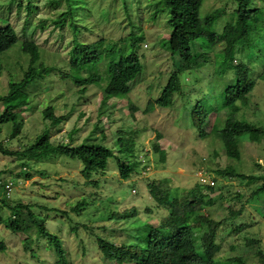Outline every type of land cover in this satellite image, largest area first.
<instances>
[{"label":"rangeland","instance_id":"374dc122","mask_svg":"<svg viewBox=\"0 0 264 264\" xmlns=\"http://www.w3.org/2000/svg\"><path fill=\"white\" fill-rule=\"evenodd\" d=\"M30 1L34 6L31 3L33 7L27 9L26 4ZM49 1L52 0H0V25L11 24L18 35L15 44L0 54V95H4L8 83L18 81L26 69L28 56L21 51L23 39L32 38L38 44V62L56 68V71L37 77L27 85L23 91L27 104L22 112L25 120L21 133L10 139L11 123L3 124L0 126V141L8 150H22L36 135L49 128V139L54 144L69 141L77 145L102 141L112 145L116 129L121 125L132 128L130 134L135 139L137 157L143 158L147 166L142 170L138 166L129 180H118L116 164L110 158L105 174L99 176V187L94 188L84 184L80 175L82 163L78 159L55 154L48 159L30 161V178H22V175L11 178L19 174L17 164L21 161L18 163L15 158L0 153V178H11L13 182L12 190L7 194L9 200L31 204L36 217L45 218L47 230L61 239L73 264H119L103 260L95 236L85 226L94 227V232L99 236L120 244L126 239L127 232L120 231L123 227H129L136 219L157 225L165 214L164 209L155 206L149 194V181L158 183L162 189L169 187L172 194L180 198L198 184L196 174L202 167L206 175L215 180V190L207 195L213 199V203L205 206L203 211L214 220L229 218L217 230V257L223 262L239 257L244 264H264V185L261 184L264 180L251 181L247 178L261 174L264 178V134L259 142L249 139L248 134L240 135L237 139L240 151L238 159L225 154L216 135V130L221 129L222 121L229 113V108L224 107L223 92L227 85L236 80L234 65L224 75L221 74L223 66L213 73L211 67L181 72V91L174 94L173 103L168 107L156 106L152 111H144L147 101L159 95L176 65L171 53L163 47L164 39L161 38L170 30L168 8L161 0H67L73 10L72 20L70 16V23L59 31L52 20L59 12L66 10V0H60L56 7ZM228 1L203 0L200 15L221 8ZM42 20H45V25L40 28ZM226 20V17L217 20L213 24L214 29L221 32ZM134 35L137 43L133 41ZM262 35L263 31L259 32V39L251 52H235L236 61L233 63H252L254 72L253 77L250 74L249 78L255 81L247 103L235 119L255 124L264 130V79H255L264 63ZM96 36L103 38L104 47L110 51L116 39L122 36L125 39L123 50L116 47L112 55L119 57L134 53L142 65L140 74L130 83V92L108 100L106 107L100 102L101 87L107 80L104 77V62L97 65V71L103 76L102 84L88 85L83 92L78 91L80 87L75 85L72 75L83 77L94 73L93 68L96 67L91 64L79 70L68 67V52L74 40L92 41V37ZM222 45L218 43L216 48ZM197 47V54L202 53L199 44ZM219 65L220 62L217 67ZM61 72H67L69 77L60 76ZM127 99L135 107L133 116L130 115ZM195 104L208 113L202 123L206 133L202 137L198 135L193 120L192 108ZM48 107L56 115L67 116L51 126L43 116V111ZM2 110L0 103V112ZM215 117L220 122L212 131ZM154 145L165 152L164 162L159 160V152ZM228 165L245 177L217 173L216 170ZM41 171L45 174L42 175ZM256 188L260 189L254 194ZM90 193L97 194L96 200H91ZM83 198H87L89 203L80 211L72 212L70 208ZM130 208L137 210L133 218H107L110 212ZM239 208V215H231L230 210ZM149 211L148 219L144 212ZM10 214V210L0 203V240L4 244V249H0V264H53L56 258L47 248V239L38 236L35 229L29 232L32 240L30 247L33 249L29 251L24 247L27 235L12 232L4 226L1 219ZM133 228H136L133 230L136 235L143 230L140 224ZM259 252H263V255ZM228 263L237 264L235 261Z\"/></svg>","mask_w":264,"mask_h":264},{"label":"trees","instance_id":"16d2710c","mask_svg":"<svg viewBox=\"0 0 264 264\" xmlns=\"http://www.w3.org/2000/svg\"><path fill=\"white\" fill-rule=\"evenodd\" d=\"M49 2L56 7L60 0ZM65 2L67 5L66 10L59 12L52 20L59 31L64 30L65 25L70 23V16L72 20L73 10L70 5L68 6V1ZM161 2L169 10L167 23L170 29L165 37H161L164 39L163 47L171 53V58L174 60L173 64L176 62V65L159 95L147 101L144 111H152L156 106L168 107L173 103L174 94L181 91L179 81L181 72L211 67L213 73L214 70L216 72L217 68L220 71L223 66L221 74L224 75L234 65L236 80L234 83L227 85L223 92L225 95L224 107L229 108V113L225 111L227 116L222 121L224 123H222L221 129L216 130V135L222 143L225 154L229 158L238 159L240 151L237 139L240 135L248 134L249 139L259 142L264 134L262 127L235 119L236 114L247 103V97L253 90L255 81L249 78V75L252 76L254 72L252 63L244 64L239 61L237 64L233 63V61H236L235 52L237 53L240 50L252 51V46L259 39L258 34L262 31L264 45V25L261 22V14L264 12V0H229L221 8H215L204 16L200 15L203 0H161ZM31 3L33 4L31 1L26 4L27 9L34 6V4L33 6L30 5ZM19 5L21 6V3ZM222 17H226L227 20L221 32H218L214 29L213 24ZM44 25L45 20L40 21L39 27L42 28ZM135 35L133 41L136 40L137 43V35ZM92 38V41L86 42L74 40L68 52V67L71 70H79L90 64L96 67L93 68L95 69L94 73H89L86 76L72 75L73 82L80 87L78 91L83 92L88 85L102 84L103 76L97 71V65L104 62V77L107 80L101 87L100 102L106 107L108 100L127 95L130 92V83L134 82L140 74L142 65L138 56L134 53L120 55L119 57L112 55L113 49L116 47H122L123 50L125 39L122 36L116 39L112 51L104 47L102 37ZM17 39V32L11 24L0 25V54L15 44ZM200 42L205 44L201 45ZM218 43H223L219 49L216 48ZM198 44L203 52L197 54ZM206 48L209 50L204 52ZM21 51L28 56L26 69L18 81L9 82L7 92L0 95V103L3 105V110L0 112V126L11 123V130L8 135L10 139L18 137L24 125L25 116L22 115V112L27 104L24 99V89L35 78L56 71V68L38 62L40 59L39 46L32 38L23 39ZM219 62L220 65L217 67ZM214 64L216 65L215 69H213ZM1 70L2 66L0 64V73ZM59 74L60 76L69 77L67 72ZM255 79H264V63ZM127 102L129 110H131L130 115L133 116L135 107L128 99ZM192 113L198 135L202 137L206 134L204 127L202 128V123L208 113L199 104L193 105ZM110 115H112V112ZM43 116L49 120L51 126H54L67 115H56L54 110L48 107L43 111ZM215 119L216 117L214 118L212 131L216 124L220 122L219 118L216 119V122ZM131 129L119 125L112 145L105 144L102 141L82 142L72 145L69 141L66 143H52L49 139L50 130L47 128L36 135L34 140L22 150H8L0 141V153L15 158L14 160L18 163L21 161L17 164L20 169L19 174L10 176L11 178H17L18 175H22V178H30V161L36 162L41 159H48L55 154L78 159L82 163L80 175L84 179V184L98 188L101 179L99 176L105 174L110 158H113L116 164L119 174L118 180H129L138 166H141L140 170L146 168V161L137 157L135 139L130 134ZM103 136L105 137V134ZM157 136L159 137V134ZM154 148L159 152V160L164 162L165 152L159 150L157 145H154ZM216 171L223 176L245 177L244 174L235 172L231 165ZM40 173L45 174L43 171ZM11 178H0V203L1 206L8 208L11 213L7 218L1 219L4 226L12 232L25 233L27 236L24 239V247L29 251H33L30 247L32 240L29 232L35 229L38 236L47 239V248L52 250L56 258L53 264H73L68 259L67 251L61 239L47 230L45 218L36 217L31 204L9 200L7 194L10 193H7L5 185L9 181L12 182ZM247 178L251 181L264 180L263 174L253 177L247 176ZM261 184L264 185L263 182ZM147 188L156 203L155 206L165 210L164 216L157 225L136 219L129 227L125 226L120 230L127 232L126 239L120 244H115L99 236L94 232V227L85 226L88 232L95 236V243L104 261L119 264H229V261H235L237 264H244L239 257H232L226 262L217 257L219 250V244L216 241L217 230L229 218L214 220L203 211L205 206H210L213 203V199L207 195L215 190V184L203 185L198 183L180 198L172 194L169 187L162 189L153 180L148 182ZM259 189L256 188L254 194ZM88 195L92 198L91 200H96V193ZM86 199H80L70 210L78 212L83 209L89 203ZM240 209L230 210L231 215H239L241 213ZM63 213L67 212L63 211ZM136 214L137 210L130 208L121 212H110L107 218L126 220L135 217ZM149 214L150 211L144 212L148 219ZM139 224L143 230L136 235V232L133 231L136 228L133 227ZM131 232H133V235H131ZM0 249H4L1 240ZM259 254L263 255V252H259Z\"/></svg>","mask_w":264,"mask_h":264},{"label":"built area","instance_id":"2783aa9c","mask_svg":"<svg viewBox=\"0 0 264 264\" xmlns=\"http://www.w3.org/2000/svg\"><path fill=\"white\" fill-rule=\"evenodd\" d=\"M196 177L198 179V181L201 183V184H215V181L210 177H208L206 175V172L203 170V168L201 167L200 171L196 174ZM5 188L7 189V193H9L11 191V188H12V183L11 182H8L6 185H5Z\"/></svg>","mask_w":264,"mask_h":264},{"label":"clouds","instance_id":"9594fccd","mask_svg":"<svg viewBox=\"0 0 264 264\" xmlns=\"http://www.w3.org/2000/svg\"><path fill=\"white\" fill-rule=\"evenodd\" d=\"M144 160V159H143ZM207 173V172H206ZM213 179V178H212ZM214 180V179H213ZM9 182H11V181H9ZM8 183V182H7ZM12 183V182H11ZM198 183H200L199 181H198ZM201 184V183H200ZM203 185H205V184H203ZM12 187H13V183H12ZM11 190H12V188H11ZM9 195V194H8Z\"/></svg>","mask_w":264,"mask_h":264}]
</instances>
